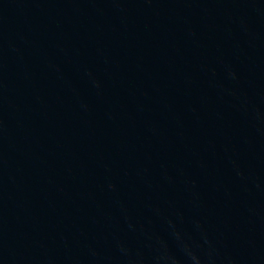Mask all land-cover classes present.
<instances>
[{
  "label": "water",
  "instance_id": "1",
  "mask_svg": "<svg viewBox=\"0 0 264 264\" xmlns=\"http://www.w3.org/2000/svg\"><path fill=\"white\" fill-rule=\"evenodd\" d=\"M0 264H264V0H0Z\"/></svg>",
  "mask_w": 264,
  "mask_h": 264
}]
</instances>
